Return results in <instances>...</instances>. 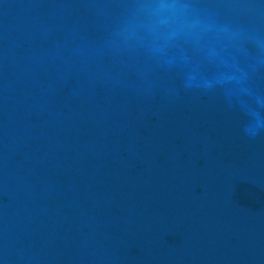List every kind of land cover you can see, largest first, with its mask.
<instances>
[{
  "label": "water",
  "instance_id": "95a60500",
  "mask_svg": "<svg viewBox=\"0 0 264 264\" xmlns=\"http://www.w3.org/2000/svg\"><path fill=\"white\" fill-rule=\"evenodd\" d=\"M0 0V264H264V0Z\"/></svg>",
  "mask_w": 264,
  "mask_h": 264
},
{
  "label": "clouds",
  "instance_id": "9594fccd",
  "mask_svg": "<svg viewBox=\"0 0 264 264\" xmlns=\"http://www.w3.org/2000/svg\"><path fill=\"white\" fill-rule=\"evenodd\" d=\"M177 8H188L187 4H181L178 0H153L152 3L144 6V9H151L155 11L175 10ZM264 129V123L258 122L255 129H246L250 134L255 135L257 131Z\"/></svg>",
  "mask_w": 264,
  "mask_h": 264
}]
</instances>
